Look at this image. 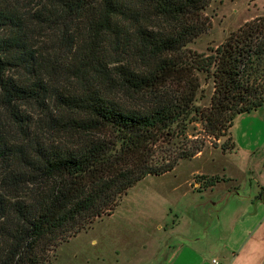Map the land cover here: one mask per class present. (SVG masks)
<instances>
[{
  "label": "trees",
  "instance_id": "trees-1",
  "mask_svg": "<svg viewBox=\"0 0 264 264\" xmlns=\"http://www.w3.org/2000/svg\"><path fill=\"white\" fill-rule=\"evenodd\" d=\"M212 1L0 0V264H49L146 177L208 143L235 149L234 120L264 105V16L191 54ZM199 72L214 83L207 108L195 104ZM19 102L40 108L41 133ZM191 122L202 139L162 149Z\"/></svg>",
  "mask_w": 264,
  "mask_h": 264
},
{
  "label": "rangeland",
  "instance_id": "rangeland-1",
  "mask_svg": "<svg viewBox=\"0 0 264 264\" xmlns=\"http://www.w3.org/2000/svg\"><path fill=\"white\" fill-rule=\"evenodd\" d=\"M206 15L212 27L187 45L186 50L191 54H211L231 32L257 16H264V0H213ZM63 72L70 74L68 70ZM12 73L19 74L16 71ZM196 75L200 89L195 104L207 108L214 92L213 79L203 72ZM75 81L62 80L61 84L71 87ZM16 104L18 115L30 123V132L41 133V130H35L44 121L40 108L30 102ZM11 133L20 135L14 125ZM203 135L202 123L191 122L185 136L175 137L169 144H161L162 149L176 150L190 141L202 139ZM227 140L228 136H225L219 143ZM220 151L208 143L202 157L181 161L174 171L165 175L146 177L128 191L111 216L97 219L88 229L58 247L49 264H168L174 248L184 244L182 237L193 232L196 224L200 227L201 222L204 223L209 235L214 231L219 207L226 200L223 195L225 185H220L211 194L193 192V189H206L209 179L202 182L205 176L195 174L218 168L223 161ZM212 160L217 164H212ZM3 173L0 162V178ZM226 185L234 187V183ZM211 200L216 202L214 207L208 203ZM204 203L205 207L201 205ZM173 222L176 225L173 226ZM200 234H204L207 240L211 239V236H205L203 228H200Z\"/></svg>",
  "mask_w": 264,
  "mask_h": 264
},
{
  "label": "crops",
  "instance_id": "crops-1",
  "mask_svg": "<svg viewBox=\"0 0 264 264\" xmlns=\"http://www.w3.org/2000/svg\"><path fill=\"white\" fill-rule=\"evenodd\" d=\"M230 133L235 149L220 151L223 161L218 168L195 174L205 176L202 182L212 177L219 180L193 192L211 194L225 185L226 200L219 207L214 231L209 235L204 223L200 227L196 224L193 232L182 237L184 244L174 248L168 264H264V105L237 116ZM204 150L193 160L202 157ZM228 183H234V187H227ZM206 203L201 205L205 207ZM208 203L216 205L212 200ZM200 228L211 239L201 236Z\"/></svg>",
  "mask_w": 264,
  "mask_h": 264
}]
</instances>
